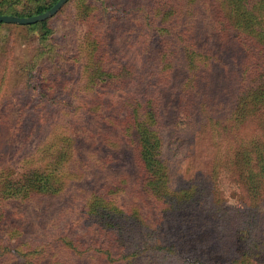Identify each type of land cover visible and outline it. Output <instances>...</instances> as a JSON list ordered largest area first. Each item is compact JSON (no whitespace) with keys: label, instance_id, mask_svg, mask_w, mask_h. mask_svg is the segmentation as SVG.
I'll list each match as a JSON object with an SVG mask.
<instances>
[{"label":"rangeland","instance_id":"1","mask_svg":"<svg viewBox=\"0 0 264 264\" xmlns=\"http://www.w3.org/2000/svg\"><path fill=\"white\" fill-rule=\"evenodd\" d=\"M22 1L20 11L36 6ZM222 2L69 0L47 20L43 43L39 26L0 25V264H32L28 253L39 255L33 264H264V150L249 152L264 144V97L247 93V68L264 56L250 57ZM193 44L194 65L184 57ZM153 97L163 162L149 172L123 119L129 103ZM64 150L66 169L51 171ZM42 169L58 193L24 198L20 188ZM149 175L168 189L149 195ZM186 190L182 220L158 223L157 201ZM92 192L91 223L73 230L85 247H60L56 238ZM117 210L136 214L132 228L125 216L102 224ZM216 232L228 236L223 250L209 244ZM167 242L181 254L164 257L156 246Z\"/></svg>","mask_w":264,"mask_h":264},{"label":"trees","instance_id":"2","mask_svg":"<svg viewBox=\"0 0 264 264\" xmlns=\"http://www.w3.org/2000/svg\"><path fill=\"white\" fill-rule=\"evenodd\" d=\"M18 1L23 3L22 0H0V15L32 16V15H36V14L46 11L53 4L57 2V0H35L36 6L34 8L20 11L18 9L21 6L23 7V5L25 4H20ZM68 1L69 0H67L66 3ZM222 3L230 4V9H228L225 13V18H228V22L230 23L228 27L231 26L233 29H235L238 36L241 38V42L243 43L245 49L250 53V57H252L253 59L255 57L256 59L259 57H263L264 56V19H263L264 18V0H223ZM91 7H92V4H88L87 8H91ZM52 17L44 21L36 22L34 24H28V25L13 24V25H18V26L25 27L28 29H34L38 26L41 27L43 29V36L41 37L40 41L43 43L45 41L46 35L50 33V30L46 27L47 20L51 19ZM99 21L100 23L105 22V20H99ZM3 24L9 25L8 23H0V25H3ZM222 24L223 22H220V25ZM102 27L99 28L98 30L99 33L103 32ZM250 44H253L254 46L252 47V45ZM194 47H195L194 44L193 46L191 45V47L188 50H186L184 54L186 62L188 61L190 64H193V65H194L193 59L195 57V51H196ZM263 65H264V59L261 62V64H258L255 62L253 64L250 63L247 68V71L248 72L250 71V74H251V76L248 77L249 79L248 81H250V83L247 87V93L250 94L251 96L253 95V97H255L256 99L264 97V84H262V80H261V79H264ZM166 69L168 68L166 67ZM196 70H198V68H196ZM96 74H101V73L100 71H97ZM153 102H154V97L153 99L150 98V99L145 100L143 104L140 102H136L135 104L129 103L130 110L127 113L126 117L123 119V123H124V126H123L124 133L123 134L126 135V132H129L130 130H134L135 135L138 136L137 138L138 140V149H137L138 160L137 161H139L140 165L144 168V170H148L149 172L152 170V167L154 165L163 162V161H160L158 157L160 154L159 150H160V145H161V139L156 134V128H157L156 116L158 115L157 109H160V108L157 107V109L155 108L153 110H148L149 108L150 109L152 108ZM240 102L242 105L244 104L243 100H240ZM52 123L55 124V122H52ZM261 150H264V144L260 146L254 144L251 148V151L249 152H252L253 154H255ZM76 151L77 149H75L73 151V154H71L72 162L74 160V157L77 155ZM66 157L68 158V154L65 150L60 152L59 157H57L55 160V166L51 167V171L52 170L56 171V168L58 172H61L62 170L66 169L65 168V165L67 162ZM44 159H46V157ZM246 164H247V161L246 159H244V165ZM216 168L218 172H220V170L222 169V167H219L217 164H216ZM45 174L46 172L42 169L28 176L25 182L26 185L21 187L19 191L20 193L24 194V198H28L34 195H50V194L58 193V190L56 189L45 187L44 185V180H46ZM150 175H149V180L145 181V185L147 186L146 189L148 190L149 193L147 191L146 192L149 195L160 193L161 190L166 191L168 189L165 183H161V185L158 184L160 185L159 188L155 187L158 181L156 180L155 176L151 177ZM251 187L254 191H256V188L254 185L251 184ZM184 192L186 193H182L179 195H173L171 198H167L165 200L161 199L162 201L160 203L159 201H157L156 208H158L159 211L156 210V212H154V215L159 216L158 223H160V221H163L164 218H167V219L170 218L169 215H171L172 218L177 217V218H180V220H182V218L180 217V213L182 212V207L184 206L183 203H187V201H189L191 197V195L189 194L191 193L190 190H186ZM93 194L94 192L89 194L86 200L83 202H80L78 208L73 210L75 212L74 218L67 224L65 228L66 232L59 234V236L56 238L60 247L67 249V250H71L73 252L74 251L79 252L80 248L85 247L86 244H84L82 240L83 235L82 236L80 234L74 235L73 230H75L79 226L83 228L88 227V225L91 223V220H90V213H92L91 210L95 209L93 206L94 203H98L99 201L98 200L99 196H94ZM131 209H128V211H130ZM128 211H127L126 216L122 210H117L116 212L112 211V212L104 213L103 215H101V218L102 217L104 218L102 219V224L104 222L113 223L112 222L113 220L115 221L125 216L129 218V220L124 221L125 226H129L132 228L134 222H131V219L134 218L135 220L136 214L128 212ZM223 216H224L223 214L221 215L218 214L214 224H211V228L215 227V230H216L222 227L223 226L222 221L220 222L219 220ZM210 219L213 220V217ZM116 227H119L118 223L111 226L110 229L114 230V232L116 233L119 231L117 230L118 228ZM206 227H208V225ZM216 234H219L221 236L217 237L216 235V238L215 239L212 238L209 244L213 243L216 247V250L218 247H220V250H223L226 246V240L228 236L226 233L216 232ZM87 236H89V234H87ZM115 236L116 235L111 231L109 232V235L107 236V238H109L110 241L114 242V244H117V241L119 239L115 238ZM94 241L96 240L93 239V240H90L89 242H94ZM234 242H237L238 245H241L239 239H235ZM167 243L161 247H160V244H157L156 246L163 250L164 253L162 254H164V257L169 256V255L173 256V254L174 256L181 254V250L179 248L177 251L176 244L174 243L167 244ZM236 248L238 247H235V248L233 247L232 251H234ZM137 254L138 253L133 252L132 257L136 258ZM1 256L5 257L6 256L5 252H1ZM25 256L29 257V262L32 264L34 262L33 259L39 258V255L31 256V254L29 253L26 254ZM101 256L104 257L105 259L113 258V256L109 254L108 251H104V254H101ZM101 256L100 255L97 256V259L101 260L102 259ZM141 256L142 255H140L139 258H141ZM203 257H206V255L205 256L198 255L195 258L203 259Z\"/></svg>","mask_w":264,"mask_h":264},{"label":"water","instance_id":"3","mask_svg":"<svg viewBox=\"0 0 264 264\" xmlns=\"http://www.w3.org/2000/svg\"><path fill=\"white\" fill-rule=\"evenodd\" d=\"M66 1L67 0H57V2L46 11L32 16L0 15V23L28 25L44 21L54 16Z\"/></svg>","mask_w":264,"mask_h":264}]
</instances>
